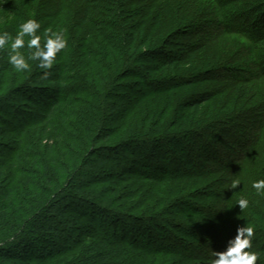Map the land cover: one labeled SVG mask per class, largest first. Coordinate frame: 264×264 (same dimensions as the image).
<instances>
[{"label": "trees", "instance_id": "trees-1", "mask_svg": "<svg viewBox=\"0 0 264 264\" xmlns=\"http://www.w3.org/2000/svg\"><path fill=\"white\" fill-rule=\"evenodd\" d=\"M29 18L41 23L42 45L50 29L63 32L68 46L51 69L29 61L31 70L20 73L0 52V264H214L241 226L254 228L250 251L264 264V194L252 188L264 179V0H0V32L15 37ZM227 35H243L253 46L234 51L215 44ZM21 51L28 55L26 47ZM253 63L258 77L233 79ZM211 73L231 85L221 79L224 89L216 92ZM131 75L149 93L116 102L122 79ZM183 83L202 86L178 121V108L163 117L155 97ZM222 95L223 112H212ZM248 116L258 122L256 132L241 139L243 151L225 157L231 164L205 140L199 156L225 164L205 173L183 168L174 137L163 135L175 129L207 137ZM183 137L177 145L197 166ZM184 179L194 181L190 188L202 198L196 209L183 197L192 191ZM234 180L242 182L229 189ZM241 198L250 201L243 211ZM186 205L194 207L190 222L157 214L162 209L172 217V207ZM196 217L207 218H199L204 228L196 237L206 250L171 232L196 234ZM209 230L212 238L204 235Z\"/></svg>", "mask_w": 264, "mask_h": 264}, {"label": "rangeland", "instance_id": "rangeland-1", "mask_svg": "<svg viewBox=\"0 0 264 264\" xmlns=\"http://www.w3.org/2000/svg\"><path fill=\"white\" fill-rule=\"evenodd\" d=\"M203 1L206 2V0H203ZM216 11L217 10H214V13ZM215 16H218V20L222 21V17L220 16V13L218 15H215ZM212 18H215V17L213 16ZM215 44H218L222 48H227V49L232 48L231 46L234 45V48H233L234 51H237V50L241 51V49H240L241 47L239 46V44L240 45L243 44V46H246V48L247 47L251 48V46H253V43H251L249 40H247L245 38V36H243V35H234V36H232V35L228 36L227 35V36L222 37V38L220 37L219 41L215 42ZM151 62L152 61L149 59L143 63H140V65L143 66V64H147V63H151ZM258 70L259 69H258L257 63H253V65L245 67L242 69V72H243L242 76H234L235 78H233V79H236V78L239 79V77H243V76L246 78H251V79L254 78L255 79L256 77H258V75H260V72ZM211 74H212L211 75L212 76L211 77V87L216 92H220V90L224 89V86H223L224 82L221 79H223L226 84L231 85V82H229L227 79L221 78L220 75L216 76L215 73L214 74L211 73ZM255 75H257V76H255ZM153 78L154 79L156 78L157 80H162V78H165V76H154ZM212 78L215 80V83H213ZM261 80L262 79H260V82H261ZM260 82L258 84H260ZM46 83L55 84L54 82H51V81L50 82L48 81ZM184 83L188 84V82H184ZM120 84H122L123 89L121 91H116V95L118 96L115 98L116 102H120L121 100H123V99H120V97L122 95H124V96H126V99H129L130 103H133L136 101L139 94L144 96V95H147L149 93V90L145 87L144 83H141L140 79H137V78L133 77L132 75L126 76L125 78H123ZM183 84H181V86L176 90L175 89L171 90L170 88L165 89L164 92L161 91L160 93H158L159 95L155 97V98H157V100L155 102H157V104H159L158 106L160 107L159 110L163 111V114H162L163 117L166 115L167 109L173 110V109L178 108L177 109V116H175V118L177 119L176 121H178L179 116L182 117L183 114H185V111H184L185 109L183 108V106L186 103V101L188 99L192 98V96H194V94H196L197 92H200L199 88L202 86V85H196L194 87H186V84H184V85ZM12 99L14 100V102L16 104H19V105H22L24 102L23 98H21L20 96H18L16 94L12 96ZM124 102L127 103L128 101H124ZM129 105L130 104L123 105V107L121 109L122 113L121 114L118 113L117 116L114 117L115 119L112 122V126L116 125L119 122V120H121V117L124 115L126 110L131 106V105L130 106ZM224 105H225V98H224V95H222V97H220V98L217 97L216 100L211 103V106H210L211 111L212 112L219 111V113L223 112L222 109H223ZM206 106L207 105H205L203 108H206ZM34 108H35L34 109L35 112H39V111L41 112V110H42V108H40L39 106L34 107ZM188 110L191 111V112H189V114H190L189 116H191V117H193L197 113L196 109L195 110L188 109ZM191 117L189 118L190 121L193 120V119L191 120ZM198 119H200V118L198 117ZM256 124H258V122L256 123L252 117L248 116V117H244L242 119L236 120L230 126V129H227L226 131L213 130V135L211 134V131H210L208 133L209 135H206L207 137L202 136V137L193 138L194 136L192 134L188 135L189 133H186L187 131H185V132L184 131L183 132L178 131L177 132L175 129H171V130L169 129L170 131H167L163 135H164V137L165 136L174 137V138H171V140L174 139L173 142H171V145H173V152H174V155H176L178 157V159L181 161V163L183 164V168L192 171L191 174L198 173V172L205 173V172L209 171V169H211V168H215V167H221V168L223 167L224 168L226 163L231 164L232 161H229L230 159H226L225 157L233 158L238 154V152L243 151L244 148L240 144L243 141H246L245 139H251L250 136H248V134L249 133L255 134V132H256L255 126H257ZM7 131H9V130H7ZM7 134H9V133H7ZM183 136H187L189 138V141H191V143H192L191 145H192L193 151L198 154L197 155L194 153L195 155H193V153L191 151H189L193 155V158L197 159V162H198L197 166L196 165L193 166L192 164H189L187 162V157L185 155L186 153L184 152L183 149H181L180 145H177L180 142H176L178 140H175V139H177L178 137H183ZM160 137H161V135H160ZM207 138L209 140V144L212 147L216 146V148L220 151V153L223 157V160L225 159V161H224L225 164H222V163L216 164L214 161L210 162L205 157L199 156L201 153L204 152V150H203L204 148L206 150V144L207 143L205 140H207ZM241 139H242V142H241ZM140 151H141V149H138V148L134 150V152H136L138 154L142 153V151L141 152ZM126 154H129V153H126ZM131 157H132V155H131ZM178 172H176V173H178ZM179 180L182 182V179H179ZM203 180H205V179H203ZM137 181H138V178L134 176V178H132L131 187H134L137 184ZM183 182H185L184 184L190 188L193 186L194 181L190 182L191 185H189L185 179ZM172 183L175 184V181ZM147 185L150 186L149 183H147ZM151 188H152V190H155V188H157V185L153 184V186H151ZM190 189H192V188H190ZM215 190H218V188L216 187L214 189V191L212 189V191L214 193H215ZM214 193H212L211 196L216 197ZM197 194L198 193H196V191H194L192 189V191L190 190L189 192L186 193V195L184 194L183 197H185V196H187L186 198L191 197V199L193 200L191 202L195 206L196 203H197L196 205H198V203H200L202 201L201 197H200V199L197 198ZM192 196H194V197H192ZM172 209H174V211H175L174 212L175 215H173L172 217L169 214H167L165 210L162 211V209L158 210L157 211L158 213L157 212H155V213H157L161 219L175 221L176 222L175 224L184 223V222H182V220L183 219L185 220V218L188 220V222H190V220H192V218H195V217H193V212H192V209H194V207L191 208V205H186L183 207H172ZM195 209H196V206H195ZM179 212H182V214ZM208 214H210V213L208 212ZM199 218L207 219L205 217H196L195 220L197 223L196 224L191 223L192 227H195V229L197 231L196 234L194 233L192 236L188 235L187 234L188 232L186 233V232L182 231L183 228L181 229V231L177 228H173L171 232L176 233L183 240H189L190 242L192 241L193 243H196V246H197V248L199 247V250H200V248H203L204 250H206V249H208V246L202 245L201 243H199L198 238H196L197 236H201V234L203 233L202 232L203 229H201V228H204V227H201V223H200L203 220L199 219ZM199 232H202V233L200 234ZM213 232H214L213 230H211V231L209 230V232H204V235L207 234L206 236L212 238L214 235ZM159 234H163V233H159ZM194 239H196V240H194ZM219 239H220V237H219Z\"/></svg>", "mask_w": 264, "mask_h": 264}, {"label": "clouds", "instance_id": "clouds-1", "mask_svg": "<svg viewBox=\"0 0 264 264\" xmlns=\"http://www.w3.org/2000/svg\"><path fill=\"white\" fill-rule=\"evenodd\" d=\"M40 29L41 23L35 18H29L19 25L15 37L8 32H0V52H7L8 62L16 72L31 70L29 61H38V68L49 70L53 67L58 53L68 46V40L63 32H52L50 29L44 31L42 45V37L38 34ZM25 47L28 49L27 56L21 51ZM241 182L240 180L232 181L229 189H236ZM252 188L257 194H264V179L253 181ZM249 203L250 201L245 198L237 202L242 211L249 207ZM253 237L252 226L239 227L227 249L216 252L214 264H256L258 256L250 251Z\"/></svg>", "mask_w": 264, "mask_h": 264}]
</instances>
